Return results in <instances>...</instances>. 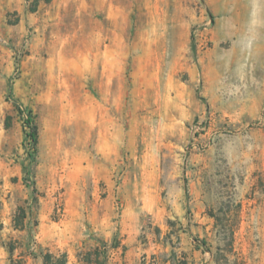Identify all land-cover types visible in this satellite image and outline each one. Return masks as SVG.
Listing matches in <instances>:
<instances>
[{"label":"rangeland","instance_id":"1","mask_svg":"<svg viewBox=\"0 0 264 264\" xmlns=\"http://www.w3.org/2000/svg\"><path fill=\"white\" fill-rule=\"evenodd\" d=\"M48 254L264 264V0H0V264Z\"/></svg>","mask_w":264,"mask_h":264},{"label":"trees","instance_id":"2","mask_svg":"<svg viewBox=\"0 0 264 264\" xmlns=\"http://www.w3.org/2000/svg\"><path fill=\"white\" fill-rule=\"evenodd\" d=\"M30 137H31V140L33 143L36 144L38 142V135H37V131L35 129L31 132ZM53 259H54L53 256L48 254L45 257V263L46 264H52ZM66 263H67L66 256L63 255L61 258H57L56 262L53 264H66Z\"/></svg>","mask_w":264,"mask_h":264}]
</instances>
